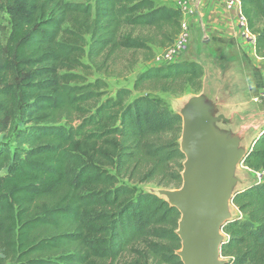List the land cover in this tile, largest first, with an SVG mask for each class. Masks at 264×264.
Listing matches in <instances>:
<instances>
[{
  "label": "trees",
  "instance_id": "trees-1",
  "mask_svg": "<svg viewBox=\"0 0 264 264\" xmlns=\"http://www.w3.org/2000/svg\"><path fill=\"white\" fill-rule=\"evenodd\" d=\"M242 12L264 59V0H243ZM0 14L11 23L0 43V264H183L180 213L138 189L181 187L182 119L132 96L199 93L203 68L155 67L113 97L88 79L119 52L167 49L183 12L154 0H0ZM243 166L264 169V130ZM233 204L222 256L264 264V183Z\"/></svg>",
  "mask_w": 264,
  "mask_h": 264
},
{
  "label": "water",
  "instance_id": "water-1",
  "mask_svg": "<svg viewBox=\"0 0 264 264\" xmlns=\"http://www.w3.org/2000/svg\"><path fill=\"white\" fill-rule=\"evenodd\" d=\"M198 64L204 71L202 90L173 108L182 119V185L148 193L180 213L176 255L183 264H229L221 252L229 240L223 229L239 218L235 197L256 184L242 166L264 130V119L243 100L238 65L224 59Z\"/></svg>",
  "mask_w": 264,
  "mask_h": 264
},
{
  "label": "rangeland",
  "instance_id": "rangeland-1",
  "mask_svg": "<svg viewBox=\"0 0 264 264\" xmlns=\"http://www.w3.org/2000/svg\"><path fill=\"white\" fill-rule=\"evenodd\" d=\"M157 6L161 5H170L174 6L175 2L169 0H154ZM11 30L10 18L6 14H0V43L4 44L9 37ZM145 34V32H144ZM203 38L198 37L193 39L191 38L188 42V45L185 51L182 53L181 57L177 60V63H203L204 61L211 59H224L226 61H232L236 65L240 64L242 60L238 57V49L237 46L232 43L231 45H227L226 43H217L213 44L211 41L208 43H203ZM229 44V43H228ZM153 55L148 56L142 52L140 53H132V52H119L114 55L107 62L106 65L102 68V71L99 70V66L102 61H96V65L92 66V70L89 72L91 76L88 78L89 81H94L95 79H103L108 85V96H115L116 92L121 88L134 89V83L140 77V75L146 72L149 69L159 67L158 64L155 63V60L158 56H160L164 49L152 46ZM246 64L250 62L249 57H245ZM84 63L89 65V62L85 59ZM258 82V81H257ZM256 81H251L254 87V94L256 97L259 91V85ZM255 83V84H254ZM191 94H194L192 91L187 93L185 96H175L169 93H149V92H137L134 91L132 99H135L140 96L150 95L151 97L160 100L162 103L166 104L168 107L173 110L174 104L176 101H179ZM197 94V93H195ZM261 108H264V102L261 104ZM0 141H3V136H0ZM244 170V169H243ZM252 179V177L250 176ZM158 188L153 184L139 186V190L148 192L149 189ZM177 189V188H176ZM238 215L240 216L239 212Z\"/></svg>",
  "mask_w": 264,
  "mask_h": 264
},
{
  "label": "crops",
  "instance_id": "crops-1",
  "mask_svg": "<svg viewBox=\"0 0 264 264\" xmlns=\"http://www.w3.org/2000/svg\"><path fill=\"white\" fill-rule=\"evenodd\" d=\"M180 1L187 4L193 11L192 14H184V21L188 24L193 39L201 37L203 43L206 41H211L213 44L222 42L226 43V46L234 43L237 46L238 57L242 59L238 64V72L244 83L243 100L248 107L253 108L264 119V108L252 101L256 93L254 94L253 84L250 83L258 81L256 85H259V91L264 86V59L256 56L254 43L242 38L236 14L227 11L218 0ZM174 7L178 8L177 1ZM245 57L250 58L247 64Z\"/></svg>",
  "mask_w": 264,
  "mask_h": 264
},
{
  "label": "built area",
  "instance_id": "built-area-1",
  "mask_svg": "<svg viewBox=\"0 0 264 264\" xmlns=\"http://www.w3.org/2000/svg\"><path fill=\"white\" fill-rule=\"evenodd\" d=\"M222 7L227 11L235 13L239 22V31L243 39L250 43H255L256 37L250 32L247 26V21L243 16L242 12V1L243 0H218ZM178 9H180L184 14H192L193 11L187 6V4L177 1ZM191 38V33L186 21L182 22V29L180 34L176 37L174 42L167 48L164 49L162 54L158 56L155 63L159 67H166L168 65L177 63V60L181 57L182 53L185 51L188 42ZM252 101L256 104H261L264 102V86L260 89L258 95L252 98ZM243 169L247 170L250 176L255 180L256 184L264 183V169L253 171L248 170L244 166Z\"/></svg>",
  "mask_w": 264,
  "mask_h": 264
}]
</instances>
